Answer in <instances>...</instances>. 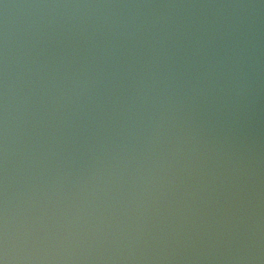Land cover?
<instances>
[{
  "label": "water",
  "instance_id": "water-1",
  "mask_svg": "<svg viewBox=\"0 0 264 264\" xmlns=\"http://www.w3.org/2000/svg\"><path fill=\"white\" fill-rule=\"evenodd\" d=\"M0 264H264V0H0Z\"/></svg>",
  "mask_w": 264,
  "mask_h": 264
}]
</instances>
